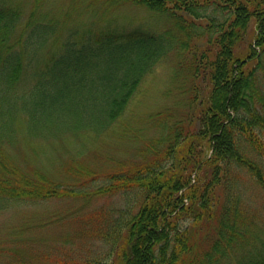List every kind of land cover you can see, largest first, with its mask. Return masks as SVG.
Returning a JSON list of instances; mask_svg holds the SVG:
<instances>
[{"label":"trees","instance_id":"1","mask_svg":"<svg viewBox=\"0 0 264 264\" xmlns=\"http://www.w3.org/2000/svg\"><path fill=\"white\" fill-rule=\"evenodd\" d=\"M18 1L0 0V209L71 195L118 197L117 206L76 217L81 227L74 237L101 245L52 264H264V243L252 230L255 212L243 195L249 197L247 174L264 192V0H93L112 8L130 3L170 22L158 32L134 27L96 36L74 29L59 53L32 68L22 64L27 44L43 45L56 33L38 14L51 0H29L24 23ZM17 28L27 36L19 31L12 39ZM170 57L163 93L176 92L179 100L171 109L139 115L140 126L127 125L142 83ZM72 74L104 80L106 89L88 100L80 92L85 86L66 82ZM21 80L34 81L30 92H16ZM18 114L24 121L13 128ZM44 116L94 135L120 120L128 154L120 168L92 178L96 187L89 191L53 180L44 157L22 156L24 166L11 162L6 146L27 153L33 132H41L43 121L36 124L35 117ZM65 174L92 176L75 162ZM60 218L67 224L68 217ZM15 254L2 247L0 264H49Z\"/></svg>","mask_w":264,"mask_h":264},{"label":"rangeland","instance_id":"2","mask_svg":"<svg viewBox=\"0 0 264 264\" xmlns=\"http://www.w3.org/2000/svg\"><path fill=\"white\" fill-rule=\"evenodd\" d=\"M18 4L25 8L20 19L21 23H24L31 13L32 2L19 0ZM38 14L44 22H50L55 26L56 33L43 45L36 43V40L28 42L27 49L30 50V53H23L22 64L27 67L31 65V68L38 66L39 63H42V66L51 55L59 53L62 44L71 39V32L74 29H90L96 36L110 29L120 32V28L131 29L134 27H143L149 31L158 32L170 22L164 15L130 3L112 8L106 7L105 3L93 0H80V2L72 0L46 1L39 9ZM253 30L254 26L252 24L250 31ZM19 31L24 34L23 37L28 34L17 28L12 35V39L18 36ZM243 50L238 48L236 54L240 55ZM31 56L35 59L29 62ZM174 59L173 57L168 58L155 73L146 77L139 93L130 105L131 115L133 116L128 119L127 125L140 126L141 119L139 115L145 117L150 112L171 109V105L174 103L173 100H179L176 92H173L169 97H166L163 93V90L167 88L169 68L174 64ZM103 69L101 68L100 71L103 72ZM66 82H73L80 87L81 85L85 86L80 88V92L86 94L88 100L89 97L99 98L100 91L103 93L107 85L104 80L78 79L75 74H72ZM33 84L34 81L21 80L16 92L21 94L20 90L23 92L26 88L30 92ZM18 116L19 114L15 117L17 119L13 120V128L19 127L20 123L24 121ZM45 117H35L36 124L39 123L40 119L43 122L38 128L41 129V132H33L30 138L33 139L30 142V147L26 148V141L22 142L20 138L18 144L26 148L27 153L18 146H6L8 154L11 157L14 156L11 162L17 161L24 166L22 156L28 158L27 160L32 157L35 161L36 158L44 157L46 158L47 168L53 166L54 170L52 169L51 173L44 170L53 180L74 187L75 190L89 191L96 187V181L91 185L92 178L107 174L111 171V167L118 166L120 160L128 154L126 150L128 144L120 142V120L113 124L109 130L94 135L84 128H80L77 132L71 131L61 127L60 120L57 119L54 122L52 119L46 120ZM58 117L62 120L66 118L65 116ZM51 123H54L55 126ZM13 128L7 131L14 133ZM102 151L109 154L113 161H105ZM39 153L41 156H39ZM72 162L83 165L91 171L92 176L65 174V169ZM58 166L59 169H57ZM118 168H120V165ZM245 174L247 173L245 172ZM243 178L247 181L249 187L246 191L249 197L243 193L244 198L255 212L252 230L257 238L264 243V192L257 187L248 174ZM68 197L69 199L39 201L30 206L25 204L15 207L9 205L0 209V249L3 247L5 250L15 251L16 254L22 256L23 260H34L37 257L40 261L52 264L58 260L71 259L72 255L84 252L89 248V244L96 243L95 247L101 245V241L88 237L79 239L74 237L76 229L80 230L81 227L80 222L76 221V217L78 215H90L104 206H117L119 204L118 197L100 196L91 200H85L81 195ZM73 214H77V216H72ZM60 215L69 218L67 224L62 226L63 220H59L62 219ZM68 239H71L72 243ZM257 246H259L258 243ZM95 247L92 249L97 250ZM16 254L14 258L17 257ZM9 255L13 256L11 253ZM4 258V256L1 257V259Z\"/></svg>","mask_w":264,"mask_h":264}]
</instances>
